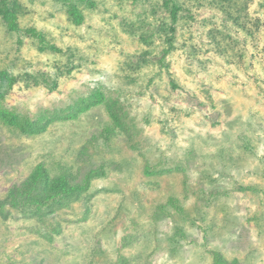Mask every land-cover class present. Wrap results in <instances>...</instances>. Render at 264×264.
I'll use <instances>...</instances> for the list:
<instances>
[{"label": "rangeland", "instance_id": "rangeland-1", "mask_svg": "<svg viewBox=\"0 0 264 264\" xmlns=\"http://www.w3.org/2000/svg\"><path fill=\"white\" fill-rule=\"evenodd\" d=\"M20 1L21 29L0 21V70L45 73L59 84L20 82L7 95L0 197L39 164L54 175L82 178L103 166L108 175L45 221L14 209L0 214V264H217V255L264 264V0H243L250 33L206 0H182L190 11L181 13L168 54L161 19H170L158 5L70 0L84 14L78 23L64 1ZM41 38L63 51H42ZM149 49L150 64L137 68ZM63 66L74 69L59 73ZM93 92L130 127L110 145L102 137L106 104L39 133L18 126ZM171 196L193 220L156 217Z\"/></svg>", "mask_w": 264, "mask_h": 264}, {"label": "trees", "instance_id": "trees-1", "mask_svg": "<svg viewBox=\"0 0 264 264\" xmlns=\"http://www.w3.org/2000/svg\"><path fill=\"white\" fill-rule=\"evenodd\" d=\"M57 2L64 1L67 4L68 12L74 20L81 23L84 20L83 12L78 6L70 0H54ZM135 3H147L150 5H158L163 12H166L170 23H166L167 17H163L161 30L167 35L166 43L168 48L165 49V53H171L174 46V36L177 31V23L181 16V13L186 10L189 12L188 7H184L185 4L182 0H127ZM90 6H95V2L89 0ZM206 2L213 8L219 10L233 25L242 28V30L250 33L247 25L245 24L247 19L246 10L248 7L247 1L243 0H206ZM25 6L20 0H0V21H3L11 30H20L19 19L25 13ZM140 23L151 25L147 19L139 21ZM139 23V24H140ZM166 23V24H165ZM124 28H128L130 33H135L134 25L126 24ZM27 32L35 34L33 27H28ZM40 48L42 51L50 49L51 51L62 52L63 50L55 45L47 44L42 38L40 39ZM151 49L145 50L141 55L140 61L136 64L137 68L150 64V59L147 57L151 54ZM161 62H164L161 59ZM65 68L68 73L74 69L70 66L58 67L57 71L62 73ZM135 69V68H134ZM20 82H23L28 87H35L45 85L51 90H55L58 87L59 79H51L46 77L45 73H33L26 72L18 75L11 74L9 71L0 70V117L6 120L8 111L4 105V101L7 95L14 88V86ZM171 85L175 88L177 83L174 79L171 80ZM106 104L110 115V125H107L102 133L104 144L110 145L112 140L118 135H124L130 130L129 124L124 123L123 118L119 116L113 109V105L105 99V96L101 92H93L92 95L84 99L79 100L75 105L69 106L67 109H60L54 114H48L41 116L36 120H28L24 124L17 121L18 126L23 131L30 133H39L48 127V124L55 121L57 118L63 120L74 119L81 113L85 112L89 108ZM13 121L17 120V115L13 114ZM150 173H157L158 170H147ZM108 171L106 167L92 168L83 174L82 178L78 174L70 171H62L57 175H54L45 165L39 164L33 172L24 179L21 183L14 184L5 196L0 197V214L6 215L9 209H14L26 216H36L38 219L45 221L49 216L55 212L70 207L74 202L81 200L85 194L91 189L94 180L102 177H106ZM253 188V187H251ZM244 190H248V187H243ZM173 211V213H172ZM176 212V213H175ZM169 216L178 215L182 220L194 219L190 217V213L186 210L185 204L175 196H171L166 203L158 205L156 209V217L162 218L164 214ZM201 217L199 213L198 218ZM217 264H238V260L228 262L223 259L221 255L216 257Z\"/></svg>", "mask_w": 264, "mask_h": 264}]
</instances>
